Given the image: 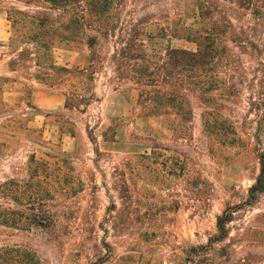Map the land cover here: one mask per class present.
Wrapping results in <instances>:
<instances>
[{
	"label": "rangeland",
	"instance_id": "1",
	"mask_svg": "<svg viewBox=\"0 0 264 264\" xmlns=\"http://www.w3.org/2000/svg\"><path fill=\"white\" fill-rule=\"evenodd\" d=\"M211 3L228 34L227 57L208 75L214 88L206 100L192 94L194 116L184 120L150 115L137 91L114 90L134 87L133 74L112 60L117 32L103 46L95 78L78 72L91 66L84 44L20 60L29 46L20 33L12 44L9 11L24 6L0 0L1 248L29 247L40 264H264V194L248 203L263 150L256 134L264 129V20L243 0ZM183 4L184 24L201 29L196 0ZM127 11L112 14L117 28L145 17ZM171 17L175 28L179 18ZM161 28L150 27L151 41L142 37L153 67L163 66L169 44L200 49L185 39H157ZM38 93L54 98L46 109L37 106ZM205 111L234 143L205 131ZM37 171L60 176L42 187L52 191L46 200L53 225L42 230L31 221L21 230L14 212L24 192L40 188L31 182ZM228 210L230 235L218 241L217 220Z\"/></svg>",
	"mask_w": 264,
	"mask_h": 264
},
{
	"label": "trees",
	"instance_id": "2",
	"mask_svg": "<svg viewBox=\"0 0 264 264\" xmlns=\"http://www.w3.org/2000/svg\"><path fill=\"white\" fill-rule=\"evenodd\" d=\"M24 9H11L9 18L13 23L14 38L12 44L21 40L29 46L22 49L19 59L27 58L33 60L46 57L57 45L73 47L84 44L90 54L88 60L90 69L79 70L81 74H89L92 78L102 69L98 66L100 55L104 44L110 42L112 37L114 54L112 60L117 62L123 73L133 74L129 81L134 84L125 88H114L115 91H137L146 113L150 115H177L184 120H190L194 116V107L191 101L193 93L206 100L209 91L214 86L209 82L208 75L214 73L226 59L228 47L227 31L215 16L217 8L211 3L212 0H196L199 10V18L204 26L194 30L184 24L183 16L186 14L184 0H17ZM249 3L246 7H253L259 20H264V0H243ZM245 3L241 4L244 5ZM131 6V9H127ZM130 12L132 16L143 13L144 19L136 20L130 27L117 28V24L111 21V16L118 11ZM171 16L179 18L176 27L173 28L170 21ZM174 22V21H172ZM205 22L207 24H205ZM113 23V24H111ZM162 27L157 39H185L188 42L197 43L200 49L193 52L187 49L172 48L169 44L163 56V66L153 67V58L144 50L146 40L151 41L150 27ZM118 30V31H117ZM170 33V34H169ZM146 37L147 39H143ZM231 57V56H230ZM138 61L131 64L132 61ZM144 63L143 65H141ZM14 68L22 67L19 60L12 63ZM18 65V66H17ZM55 72L73 74L75 71L69 68L51 65ZM124 80V79H123ZM221 87V86H220ZM223 89V88H222ZM229 90L231 88H228ZM220 90V89H218ZM214 116L205 111V131L215 134L221 144H231L235 140L230 133L223 128L222 121L214 120ZM222 124V125H221ZM222 126V127H221ZM258 145L263 147L259 152L260 174L255 184L249 191L248 203L253 204L259 196L264 194V129L258 130L256 134ZM32 177L31 182L36 186L32 193L22 194V206L19 212L14 214L15 228L24 230L28 223L31 226L49 230L53 225L51 213L48 210L47 197L52 196V191L42 187H51L60 176H43L39 171ZM56 179V180H55ZM33 182V183H34ZM34 185V184H33ZM33 190V188L31 189ZM27 199V201H26ZM31 212L30 215L28 213ZM29 216L26 218L25 216ZM233 221V212L225 211L217 220V240L224 241L230 235L229 224ZM6 226L9 220L5 221ZM30 226V225H29ZM196 257V255H195ZM37 253L27 247L5 246L0 247V264H40ZM243 264V263H242Z\"/></svg>",
	"mask_w": 264,
	"mask_h": 264
},
{
	"label": "crops",
	"instance_id": "3",
	"mask_svg": "<svg viewBox=\"0 0 264 264\" xmlns=\"http://www.w3.org/2000/svg\"><path fill=\"white\" fill-rule=\"evenodd\" d=\"M34 97L36 98V100H38L37 106L39 108H42V109H46L48 103L54 99L52 96L49 97V99L48 98L45 99V96H41L39 93L37 95H34ZM38 97H39V99H38ZM40 97H43L44 99L42 100V99H40ZM50 105H53V104H50Z\"/></svg>",
	"mask_w": 264,
	"mask_h": 264
}]
</instances>
